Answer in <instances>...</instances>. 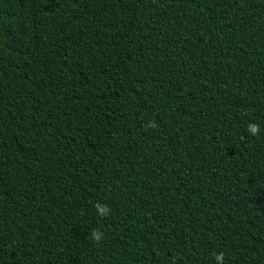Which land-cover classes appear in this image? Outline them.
<instances>
[{"label": "trees", "instance_id": "1", "mask_svg": "<svg viewBox=\"0 0 264 264\" xmlns=\"http://www.w3.org/2000/svg\"><path fill=\"white\" fill-rule=\"evenodd\" d=\"M219 253L264 264V0H0V264Z\"/></svg>", "mask_w": 264, "mask_h": 264}, {"label": "clouds", "instance_id": "2", "mask_svg": "<svg viewBox=\"0 0 264 264\" xmlns=\"http://www.w3.org/2000/svg\"><path fill=\"white\" fill-rule=\"evenodd\" d=\"M247 131L252 136L260 135L261 128L258 123L250 122L247 126ZM96 208L100 216H105L110 214V209L108 205L97 204ZM107 209L105 212L104 210ZM104 238L103 233L100 230H93L92 231V239L94 242L99 243ZM217 264H225V257L222 253H219L215 256Z\"/></svg>", "mask_w": 264, "mask_h": 264}]
</instances>
